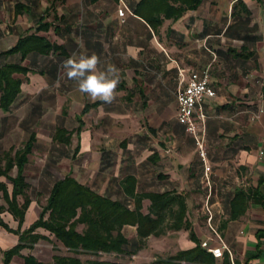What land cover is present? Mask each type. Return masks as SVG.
<instances>
[{"label": "crops", "instance_id": "0c3cea01", "mask_svg": "<svg viewBox=\"0 0 264 264\" xmlns=\"http://www.w3.org/2000/svg\"><path fill=\"white\" fill-rule=\"evenodd\" d=\"M141 1L0 0V66L19 64L29 70L26 75H16L22 80L21 93L11 109H0V124L8 123L0 126V140H5L0 154L17 144L9 139L23 142L26 138V142L34 133L37 141L30 158L52 144L62 151V164L68 162L66 176L71 174L113 201L134 206L122 189L127 176L136 178L138 193L183 194L198 243L201 246L210 240L212 248H219L221 243L207 224L204 205L208 203L217 220L215 228L211 226L231 252L216 264H264V79L255 76L263 57L257 48L264 41V0H202L197 9L186 11L179 19L161 14L159 23L148 9L144 13L153 23L135 14ZM238 2L251 12L248 18L233 17ZM124 7L128 11L120 17L118 10ZM43 25L46 29L39 30ZM30 35L46 38L51 52H31L24 59L20 53L9 54ZM74 53L77 58L95 53L101 67L111 62L119 69L120 82L111 104L93 102L67 79L62 63ZM205 69L210 71V85L217 93L204 102L210 173H205L193 137L177 121L176 92L185 85L180 73L188 79L192 72ZM58 129L73 133L70 145L54 142ZM79 172H93L92 182L80 179ZM0 181L11 193L12 184L5 178ZM239 189L251 190L247 212L221 229ZM31 200L22 232L40 216ZM149 206L150 201L143 202L144 214ZM1 217L11 229H18L19 223L9 212ZM127 230L135 231L130 240L137 238L135 227L123 229L128 238ZM38 232L48 237L47 232ZM170 233L173 245L161 247V255L172 257L197 246L190 231H167L163 237ZM18 243L19 236L0 228V264H4L5 252ZM62 247L66 254L45 260L43 251H52L53 246L50 240H41L22 250L10 264H24L25 257L43 264H55L56 256L75 257ZM138 253L129 257L136 261Z\"/></svg>", "mask_w": 264, "mask_h": 264}, {"label": "trees", "instance_id": "16d2710c", "mask_svg": "<svg viewBox=\"0 0 264 264\" xmlns=\"http://www.w3.org/2000/svg\"><path fill=\"white\" fill-rule=\"evenodd\" d=\"M202 0H142L135 10V14L149 23H153L145 13L148 9L153 13L156 23L161 14L165 18L179 19L186 11L197 9ZM179 3L175 8L171 4ZM239 9V11H237ZM233 17L248 18L251 12L243 2H238L233 8ZM158 19V20H157ZM46 29L43 25L39 30ZM52 45L44 37L30 35L22 39L9 54L20 53L24 59L29 53L35 52L47 55ZM57 49V48H56ZM29 70L19 64H4L0 66V109L8 112L21 93L22 80L16 75H26ZM73 133L58 129L54 142L70 145ZM36 135L23 143L22 147L11 148L0 157V178L7 179L12 184L10 193L5 183L0 181V194L6 206L0 207V228L8 233L19 236V243L13 249L5 252L4 264H10L15 256L26 248H33L41 240L50 238L40 234L43 230L60 242L68 252L75 257L54 258L55 264H118L108 261L86 260L78 256H93L99 258L102 254L133 256L145 245L151 237H161L167 231H190V238L197 243L191 250L180 251L167 259H158L156 264H216L211 253L204 250L198 243L192 223L187 217L188 206L186 197L177 192L138 193L137 180L127 176L122 182L125 195L134 200L131 202L113 201L102 196L86 185L79 183L71 174L64 179L56 181L49 193L42 213L28 229L21 231L25 222L26 213L32 203L28 195L29 184L26 179V167L36 145ZM16 169V176L13 171ZM251 190L239 189L230 203L229 219L224 222L221 229L230 221L238 220L245 215L251 202ZM23 198V202H20ZM150 201L148 213L144 214L143 202ZM9 212L19 223L17 230H13L4 222L1 215ZM214 220V219H213ZM83 229L80 231V227ZM135 227L137 238L130 240L123 229ZM228 257V256H227ZM24 264H43L34 257H25Z\"/></svg>", "mask_w": 264, "mask_h": 264}, {"label": "rangeland", "instance_id": "374dc122", "mask_svg": "<svg viewBox=\"0 0 264 264\" xmlns=\"http://www.w3.org/2000/svg\"><path fill=\"white\" fill-rule=\"evenodd\" d=\"M262 34L264 36V29L262 31ZM258 53H261L263 57L260 58V61L258 63V70L257 76L258 78L264 79V41L258 45ZM260 66V68H259ZM7 126L8 123L0 124V126ZM1 128V127H0ZM2 129H0L1 131ZM23 142L26 140V138L22 139ZM3 141L5 140H0V146H2ZM13 141H16L15 147L16 149H19L22 147L23 142H20L15 139H9V143H13ZM1 148V147H0ZM47 148V149H46ZM45 151L43 152H36L33 157L30 158V163L26 167V176H27V181L29 183V190H28V195L35 200L36 206H35V212L37 214H41L43 207L46 205V198H47V193L49 191V188L51 185L66 176L68 172V162L64 161L62 164L61 162V155L62 151L60 149L52 148V144L47 145V147L44 148ZM3 154H0V157H2ZM58 160V161H57ZM80 179L85 180L87 183L89 181L92 182L93 179V172L91 173H85V172H79L77 175ZM4 205L3 199L0 195V206ZM210 206V205H209ZM204 210H206V205H204ZM207 211V210H206ZM7 218V216H6ZM212 226L217 223V220L214 219L212 222ZM208 226L209 223L207 222ZM82 226L80 227V231L82 230ZM215 228V226H214ZM209 230L213 233L212 229L209 227ZM125 234L128 236V238L131 239L132 236L135 235L134 230H127ZM46 235L50 238V242L52 243L53 246V252L48 250L43 251V258L45 260H50L52 256L55 254H66V250L63 249L62 245L60 242H58L54 237L49 236L48 233ZM171 235V236H170ZM167 239V240H165ZM173 235L170 233L169 235L165 237H151L148 240V243L144 245L142 250L138 253L136 261H134L131 257L129 256H118V255H113L111 257H105L102 256L99 258V260H109V261H118L123 264H156L157 260H153L155 257H159V259L163 258H169L168 253H162L159 254L160 248H169L172 247L173 245ZM172 253H174L176 250L174 247L171 249ZM170 252V251H169ZM89 257L83 256L82 259L86 261ZM91 259H94L91 258Z\"/></svg>", "mask_w": 264, "mask_h": 264}, {"label": "built area", "instance_id": "2783aa9c", "mask_svg": "<svg viewBox=\"0 0 264 264\" xmlns=\"http://www.w3.org/2000/svg\"><path fill=\"white\" fill-rule=\"evenodd\" d=\"M126 11H128L126 7L121 8L118 10V15L123 17ZM180 77L185 85L176 92L178 102L177 121L193 137L199 155L205 165V173H210L211 167L206 163L207 150L205 137L208 115L204 109V102L206 99H214L217 93L210 85V71L208 69L192 72L188 79L185 78L183 73H180ZM206 210L209 215L208 223L210 224V228L220 241L221 246L219 248H212L210 240H205L202 242L201 247L211 253L216 260L223 259L225 253L231 256L230 250L223 244L216 229L211 226L214 217L208 203L206 204Z\"/></svg>", "mask_w": 264, "mask_h": 264}, {"label": "clouds", "instance_id": "9594fccd", "mask_svg": "<svg viewBox=\"0 0 264 264\" xmlns=\"http://www.w3.org/2000/svg\"><path fill=\"white\" fill-rule=\"evenodd\" d=\"M98 55H80L74 53L63 61L67 79L75 82L76 90L86 94L93 102L111 104L116 98V89L120 82L119 69L111 62L101 67Z\"/></svg>", "mask_w": 264, "mask_h": 264}, {"label": "water", "instance_id": "95a60500", "mask_svg": "<svg viewBox=\"0 0 264 264\" xmlns=\"http://www.w3.org/2000/svg\"><path fill=\"white\" fill-rule=\"evenodd\" d=\"M263 29H264V27H263Z\"/></svg>", "mask_w": 264, "mask_h": 264}]
</instances>
